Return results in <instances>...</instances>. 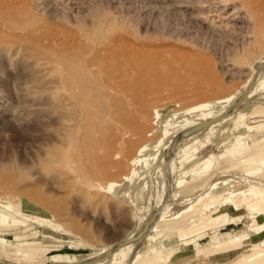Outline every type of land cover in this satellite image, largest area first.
<instances>
[{
  "label": "rangeland",
  "instance_id": "374dc122",
  "mask_svg": "<svg viewBox=\"0 0 264 264\" xmlns=\"http://www.w3.org/2000/svg\"><path fill=\"white\" fill-rule=\"evenodd\" d=\"M21 1L0 0V264H128L138 249L159 245L150 258L177 251L179 231L201 251L264 226L249 212L193 234L185 219L176 223L201 192L264 186L262 167L200 178L191 164L221 150L223 133L245 130L257 140L248 123L264 111V0L258 10L257 0H26L29 10ZM92 126L107 130L84 137ZM249 140L233 155L264 152V140ZM83 150L99 153L77 172ZM87 172L100 177L89 184ZM185 261L217 264L202 253L174 264Z\"/></svg>",
  "mask_w": 264,
  "mask_h": 264
},
{
  "label": "bare ground",
  "instance_id": "6f19581e",
  "mask_svg": "<svg viewBox=\"0 0 264 264\" xmlns=\"http://www.w3.org/2000/svg\"><path fill=\"white\" fill-rule=\"evenodd\" d=\"M24 2L26 1V0H23ZM23 1H21V2H23ZM235 1V0H234ZM247 1V0H246ZM246 1L244 2V3H246ZM249 1V0H248ZM253 1V0H252ZM258 2H256L257 3V6L255 5V7H257V9L256 10H258V7H259V5H258V3L260 2L261 3V0L259 1V0H257ZM20 2V3H21ZM28 2V1H27ZM236 2H238L237 0H236ZM254 2V1H253ZM29 3V2H28ZM240 3V2H239ZM243 3V2H242ZM248 3V2H247ZM251 4H252V2H250ZM249 3V4H250ZM256 3H254V4H256ZM8 4H10V3H8ZM12 4V3H11ZM249 4H247V5H245L246 6V9L248 8V7H250L249 6ZM250 4V5H251ZM26 7H27V9H28V7L29 6H27V4H26V2H25V4H24ZM1 6V5H0ZM5 6H6V8L7 9H9L10 8V5L9 6H7L6 5V2H5ZM12 6V5H11ZM24 6V7H25ZM236 6V5H235ZM9 7V8H8ZM25 7V8H26ZM254 7V6H253ZM252 7V8H253ZM255 7H254V9H255ZM262 7V6H261ZM13 8V7H12ZM15 8V7H14ZM252 8H250V10H252ZM6 9V10H7ZM27 9H26V11H27ZM36 9V8H35ZM246 9H244L245 10V12H247L248 10H246ZM249 9V8H248ZM259 9H260V7H259ZM14 10V9H13ZM13 10L11 9V11L13 12ZM29 10V9H28ZM33 10V9H32ZM43 10V9H42ZM41 10V11H42ZM3 11H4V9H3ZM15 11V10H14ZM255 10H253L252 12H254ZM6 12V11H5ZM4 12V13H5ZM7 12H10V10L8 11L7 10ZM262 12V11H261ZM35 13H37V11L35 12ZM250 13H251V11H250ZM0 14H1V12H0ZM256 14V13H255ZM257 15V14H256ZM1 18V17H0ZM36 18V17H35ZM38 18V17H37ZM3 19H5V17H3ZM2 19H0V21H1ZM39 20H41V18L39 19ZM45 22V21H44ZM38 23V22H37ZM41 23V22H40ZM264 23V22H263ZM1 24H3V23H1ZM42 24V23H41ZM43 25V24H42ZM6 26V25H5ZM37 26V25H36ZM38 26L40 27L41 25L40 24H38ZM2 27H4V24H3V26ZM44 26H42L41 27V29L39 28V31H41V30H43L42 28H43ZM36 28H38V27H36ZM35 28V29H36ZM2 29V28H1ZM4 29V28H3ZM0 30V35L2 34V32H4V30ZM6 29V28H5ZM38 30V29H37ZM37 30H36V33H37ZM44 30H47V29H44ZM2 31V32H1ZM38 31V33L40 34V32ZM6 32V31H5ZM50 32V31H49ZM32 35H31V34ZM29 34H28V36H29V38H32V37H35V36H33L34 34L33 33H35V32H30ZM36 33H35V35H36ZM38 33H37V35H38ZM5 34V33H4ZM13 34V33H12ZM11 34V35H12ZM23 34V33H22ZM22 34H21V36H19L20 38L22 37ZM41 34H43V33H41ZM54 34V33H53ZM9 35V34H8ZM11 35H9L8 37L10 38V36ZM17 35V34H16ZM19 35V34H18ZM50 35V34H49ZM47 36V37H50L51 35H52V33H51V35L50 36ZM54 35H56V34H54ZM54 35H52L53 37H54ZM3 36H5V37H7L6 35H3ZM28 36L26 37V36H24V37H26V38H28ZM31 36V37H30ZM43 36V38L45 37L46 38V34H44V35H42ZM57 36H58V34H57ZM56 36V37H57ZM64 35H62V36H60V37H63ZM4 37V38H5ZM13 37H14V39H16V36L15 35H13ZM24 37H22L23 39H24ZM41 39H42V37H41V35L39 36ZM60 37H59V40H60ZM3 38V39H4ZM12 38V37H11ZM21 38V39H22ZM36 38V37H35ZM35 38H32V39H34L35 40ZM38 38V37H37ZM13 39V38H12ZM32 39H31V41H32ZM40 39V40H41ZM53 38H51L50 39V41L52 40ZM64 39L66 40V37H64ZM17 40H18V36H17ZM58 39H56L55 40V42L57 41ZM58 40V41H59ZM92 40V39H91ZM19 41V40H18ZM29 41V40H28ZM39 41V40H38ZM44 41V40H43ZM43 41L42 42H40V43H43ZM27 41H25V43H26ZM34 42H36L37 43V40L36 41H34ZM46 42V41H45ZM49 42V41H48ZM53 42V41H52ZM60 43L59 44H61V41H59ZM66 43H67V41H65ZM91 42V41H90ZM21 43V42H20ZM27 43H29V42H27ZM26 43V44H27ZM32 43V42H31ZM39 43V44H40ZM1 44H3V46H4V43H1ZM0 44V45H1ZM9 44H11V43H9ZM8 44V45H9ZM23 44V43H22ZM35 44V43H34ZM47 44H49V43H47ZM47 44H45V45H47ZM57 44V43H56ZM6 45V44H5ZM43 45V44H42ZM44 45V46H45ZM53 46H55V44H54V42H53V44H52ZM90 45L91 46H93L92 45V43H90ZM107 45V44H106ZM111 45V44H110ZM110 45L107 47V48H109L110 47ZM10 46V45H9ZM15 46V45H14ZM31 46H33V45H31ZM36 46V47H35ZM34 47L35 48H37V44L35 45ZM44 46H38L39 47V49L38 50H40L41 49V51L40 52H42L43 50H45L46 48H44ZM52 46V47H53ZM57 47L59 46L60 47V45H56ZM55 46V47H56ZM103 46V45H102ZM40 47H43V50H42V48H40ZM47 48L48 47H50V46H46ZM51 47V48H52ZM56 47V48H57ZM61 47H62V44H61ZM60 47V48H61ZM25 48V47H24ZM97 48H99V47H97ZM113 48L116 50V48H115V46H113ZM113 48H111V49H113ZM55 49V48H54ZM63 49V48H62ZM62 49H61V52H63L62 51ZM90 49V48H89ZM100 49V48H99ZM27 50V49H26ZM31 51L33 50V49H30ZM49 50V49H48ZM75 50H77V49H75ZM98 50V49H97ZM114 50V51H115ZM120 50V49H119ZM118 49H117V53H119L120 51H119ZM30 51V52H31ZM51 51H53L52 49H51ZM57 51H59V50H57ZM78 51H80V50H78ZM82 51V50H81ZM87 51V50H86ZM108 51V50H107ZM111 51V50H110ZM110 51H109V53H110ZM113 51V50H112ZM122 51V50H121ZM27 52V51H26ZM33 52V51H32ZM39 52V53H40ZM45 52V51H44ZM46 52H47V50H46ZM88 52H90V53H92L91 51H88ZM100 52H105L104 50L103 51H100ZM123 52H124V50H123ZM122 52V53H123ZM28 53V52H27ZM53 53V52H52ZM54 53H55V50H54ZM58 53V52H57ZM86 53V52H85ZM113 52H111V54L110 55H116V52L115 53H113ZM125 53V52H124ZM34 54V53H33ZM37 54H38V52H37ZM50 54V53H49ZM72 54H74V53H72ZM87 54H89V53H87ZM96 54V53H95ZM22 55V54H21ZM86 55V54H85ZM93 55H94V53H93ZM101 55L103 56V55H106V54H100V57H101ZM120 55H121V52H120ZM38 56H40V55H38ZM37 56V57H38ZM65 55H63L62 57H64ZM119 56V55H118ZM35 57V56H34ZM72 57H74L73 55H72ZM93 57V56H92ZM108 57V56H107ZM131 57V56H130ZM36 58V57H35ZM55 58V57H54ZM109 58V57H108ZM118 58V61L120 60V63H121V60L123 59V54H122V56H120V57H117ZM119 58H122V59H119ZM125 58V57H124ZM37 59H39V57L37 58ZM41 59V58H40ZM45 59V58H44ZM60 59V58H59ZM58 59V60H59ZM85 59H88V58H85ZM95 59V58H94ZM93 59V60H94ZM104 59V56H103V58L101 57V59L100 60H103ZM26 60H27V58H26ZM46 60V59H45ZM89 60H92V59H89ZM92 60V61H93ZM111 60H113V61H111ZM111 60H109V65H110V61L112 62V63H114L115 61H114V59H111ZM42 61V60H41ZM98 61V60H97ZM124 62H125V60H123ZM123 61H122V63H123ZM130 61V60H129ZM84 62V61H83ZM104 62V61H103ZM131 62V61H130ZM90 63H91V61H90ZM108 63H107V67L109 66L108 65ZM116 63V62H115ZM114 63V68H116V69H114V70H117V67H116V64ZM120 63H118V66H119V64ZM121 63V64H122ZM88 64H89V62H88ZM88 64H87V66H88ZM120 64V66H119V68L122 66H124V63H123V65H121ZM125 64H126V62H125ZM129 64V63H128ZM127 64V65H128ZM89 65H91V64H89ZM100 65H102L101 63H100ZM113 65V64H112ZM127 65H125V66H127ZM153 65V64H152ZM93 66V65H92ZM103 66H105V67H103V68H106V65H105V63H104V65ZM111 66V65H110ZM109 66V68H113V67H110ZM137 66V65H136ZM96 67H97V62H96ZM131 67V66H130ZM134 67V66H133ZM97 68H100V67H97ZM108 68V69H109ZM118 68V69H119ZM136 68V67H135ZM87 69V68H86ZM85 69V70H86ZM121 69H123V68H121ZM124 69L126 70V68L124 67ZM134 69V68H133ZM133 69H131L130 68V70H132L133 71ZM137 69V68H136ZM140 68H138V70H139ZM100 70H102V69H99L98 70V72H101L102 74H103V71L104 70H102V71H100ZM110 70V69H109ZM109 70H107V71H109ZM141 70V69H140ZM111 71V70H110ZM112 71H113V69H112ZM143 71V70H142ZM34 72V71H33ZM91 72V71H90ZM96 72V71H95ZM119 72H122V71H119ZM124 72V74H126L127 75V73H125V71H123ZM130 72V71H129ZM101 73H100V75H101ZM116 73V72H115ZM132 73V72H131ZM106 74V71H105V73L103 74V75H105ZM108 74V73H107ZM122 74V73H121ZM123 74V75H124ZM99 75V76H100ZM102 75V76H103ZM109 75V74H108ZM111 75H112V73H111ZM111 75H109V78H110V76ZM107 75H105V77H106ZM118 76V75H117ZM111 78H112V83H111V81H110V83L111 84H113L114 82H115V75H113V77L111 76ZM114 78V79H113ZM102 79V78H101ZM123 79V78H122ZM124 79H127V77H125ZM84 80V79H83ZM104 80V79H103ZM119 80H121V79H119ZM119 80H118V82H119ZM131 80V79H130ZM129 80V81H130ZM105 81V80H104ZM107 81H108V78H107ZM114 81V82H113ZM117 81V80H116ZM124 81H126V80H124ZM123 80L121 81V82H124ZM128 81V80H127ZM103 84V83H102ZM114 85V84H113ZM129 86H130V84H129ZM131 87H133L134 88V84L132 85L131 84ZM130 87V88H131ZM114 88H115V86H114ZM117 89H118V86L116 87ZM112 90H114L115 91V89H112ZM132 90V89H131ZM130 89H129V91H131ZM117 91V90H116ZM71 92V91H70ZM90 92V91H89ZM92 92V91H91ZM102 92V91H101ZM109 92V91H108ZM93 93H95V90H94V92ZM92 93V94H93ZM100 93V92H99ZM131 93V92H130ZM109 94H111V96H109V97H112V93L110 92ZM118 94V93H117ZM121 94V93H120ZM88 95V94H87ZM86 96V95H85ZM121 96V95H120ZM119 96V97H120ZM87 97V96H86ZM113 97H116V96H113ZM118 97V96H117ZM119 97L117 98L118 100H119ZM121 98H122V96H121ZM124 99H125V97H123ZM132 98V97H131ZM110 98H108V100H109ZM81 100H83V99H81ZM120 100H122V99H120ZM130 100V99H129ZM263 100V99H262ZM116 101V100H115ZM125 101H127V100H125ZM131 101V100H130ZM117 102V101H116ZM111 103V102H110ZM107 104V103H106ZM123 104V103H122ZM128 104H130L128 101H127V105ZM112 105V104H111ZM119 105H121V104H119ZM124 105V104H123ZM79 106V105H78ZM106 106H108V105H106ZM133 106L134 105H132L131 104V106H129V107H132V108H130V110H131V112H132V109H133ZM136 106V105H135ZM81 108V107H80ZM107 108H111V107H106V109ZM113 108V107H112ZM111 108V109H112ZM118 108H119V106H118ZM121 108V107H120ZM122 108H124V109H126L125 107H122ZM128 109V108H127ZM115 110V109H114ZM119 110V109H118ZM63 112V111H62ZM90 113V112H89ZM111 113V112H110ZM109 113V114H110ZM118 113H120L119 111H118ZM138 113V112H137ZM65 114H66V112H65ZM93 114V113H92ZM113 115H114V113H112ZM115 114H116V112H115ZM121 114H122V109H121ZM120 114V115H121ZM113 115H111L110 117H111V119H112V116ZM119 114H118V116H119V118H118V120L119 119H122V117L120 116ZM252 115L254 116V117H252V118H250L249 119V123H248V129L249 130H252L253 132H254V136L255 137H257V140H255V141H250L249 140V138H248V134H247V131H243V132H239V133H229V134H227V133H223V134H221V142H223V148L221 149V150H219V151H217L215 154H213V155H209V156H205V157H198V156H193L192 157V165L193 166H195V169L196 170H198L199 172H200V178H204V177H208V178H210V177H213V176H215L216 174H218V173H226L227 171H232V170H235V169H237V168H239V167H242V169H243V171H251L252 169H255V168H257V167H262L263 168V170H264V163L262 162V158L264 157V152L263 153H261V154H257V150L258 149H256V148H253L252 150H250L249 152H247V153H243L242 151H240L237 155H233V153H232V150H241V146H240V144H241V142H246V141H248L249 140V142H248V145L250 146V145H254V144H256V142H258V141H260V140H264V135H261L260 133H259V129H262L263 127H264V111H261V110H257V111H254V112H252ZM95 116V115H94ZM108 117H109V115H107ZM121 117V118H120ZM114 119V118H113ZM123 119H125V117H123ZM210 119H212V118H210ZM209 119V120H210ZM117 119L116 120H113V121H118ZM251 121H253V122H251ZM97 122V121H96ZM113 123H115V122H113ZM86 125V124H85ZM113 126H115L114 124H113ZM113 126H112V128H113ZM93 127V126H92ZM116 127V126H115ZM119 127V126H118ZM118 127H116V128H118ZM85 128V127H84ZM100 128V127H99ZM99 128H97V127H93V129L92 130H90V129H88V132L87 133H85L84 134V137H86V136H92V135H98L99 133H100V131H102L101 132V136H102V133L104 132V130H107V129H102V130H100ZM106 128V127H105ZM111 127H109V129H110ZM114 131H115V129H113ZM117 130V129H116ZM113 131V132H114ZM118 131V130H117ZM242 131V130H241ZM71 132V131H70ZM82 132V131H81ZM110 132V131H109ZM116 132V131H115ZM112 133V130H111V132H110V134L112 135V134H116V133ZM72 133V132H71ZM75 133V132H74ZM76 134V133H75ZM110 134H108V135H110ZM104 135V134H103ZM107 135V134H106ZM105 135V136H106ZM76 136V135H75ZM99 136V135H98ZM108 137V136H107ZM78 138V137H77ZM105 138V137H104ZM69 139H72V140H74L75 138H74V136H72L71 138H69ZM83 139V138H82ZM115 139V138H114ZM114 139H112V137H111V139H109V140H114ZM108 139H106V141H107ZM76 141V140H75ZM80 141V140H79ZM78 141V142H79ZM82 141V140H81ZM102 140H99V141H97V143L98 142H100V144L102 143L101 142ZM83 142V141H82ZM89 142H91L90 140H89ZM95 143V142H94ZM75 144V143H74ZM77 144V143H76ZM79 144V143H78ZM82 144V143H81ZM81 144H79V147H80V145ZM96 144V143H95ZM115 144V143H114ZM97 145V144H96ZM105 146V145H104ZM106 146H108V145H106ZM114 146V145H113ZM83 147V149H84V146H82ZM78 148V147H77ZM99 148V147H98ZM80 149V148H79ZM100 149V148H99ZM113 149V148H112ZM101 150V149H100ZM84 151V150H83ZM102 151V150H101ZM106 151V150H105ZM110 151V150H109ZM71 152V151H70ZM73 153V152H72ZM80 153V152H79ZM99 153V151H88V150H85L83 153H82V157L81 158H79V165L77 166V168H75L76 169V171L77 172H79V171H83L84 170V168H86L87 166H89V164H92V161H93V159L94 158H96V154H98ZM111 153H112V151H111ZM104 154V153H103ZM106 154V153H105ZM75 157V156H74ZM95 160V159H94ZM71 161H75L76 162V159H72ZM97 161V160H96ZM98 162V161H97ZM95 164V163H94ZM56 167V166H55ZM61 167V166H60ZM63 172H65V171H63ZM91 172V171H90ZM68 174H69V172H68ZM73 175V174H72ZM75 175V174H74ZM99 175H100V173H99ZM102 175V174H101ZM260 175H263L264 176V172L262 173V174H260ZM259 175V176H260ZM82 176H84V179L85 180H87V183H89L90 184V178H93V179H96V178H98V177H100V176H98V175H96L95 174V177L91 174V173H89V172H87V173H84V174H82ZM81 175H79V176H77V178H80V177H82ZM70 178H72V177H70ZM74 178V177H73ZM83 178V177H82ZM75 179V178H74ZM217 182V181H216ZM249 186H250V188H248V190L247 189H245V190H243V191H239V192H236V193H227L226 195H223V196H214L211 192H207V193H203V192H201V194L200 195H198L197 197H196V201H195V203H194V205H192L191 206V208H190V212L187 214V215H182L180 218H178V219H176V223L178 224V222H179V219H181L182 220V218L183 219H185L186 220V230H187V234H193V233H195V232H197V231H199V230H202L203 228H206V227H210V226H212L213 225V227L212 228H214V226H215V228L216 229H223V228H226V227H228L229 226V222H231L232 220H235V219H243V217H244V215L246 214V213H254L255 215H257L256 217H263L264 216V186H262L261 184H258V183H249L248 184ZM212 187V188H211ZM215 187H216V185L213 183V182H211L210 183V185H209V187H208V191L210 190H212V191H215ZM204 194V195H203ZM251 198H254V201H250V199ZM209 200L213 203V205L214 206H211V204L209 203ZM248 216V215H247ZM237 221V220H236ZM253 222H257L258 220H252ZM200 222H202V224H199ZM232 223V222H231ZM245 224V223H244ZM240 224H238V226H239ZM248 225V224H247ZM250 225V224H249ZM184 228V227H183ZM185 229H183V230H185ZM185 230V231H186ZM213 231V230H212ZM177 233V232H176ZM226 238V237H225ZM190 239V238H189ZM213 239V238H212ZM193 239H190V240H186L185 239V237L182 235V233H181V231H179L178 232V238H177V251H172V252H168V251H165V250H163V251H161L159 254H157L154 258H150L149 257V255H148V253H149V251H155V250H157L158 249V247H159V245L158 246H156V248H154V249H151V250H149V251H140L139 249H138V251L136 252V254H135V256H133V260H131L128 264H165V262H167L168 260H170V261H172L173 262V264H174V261H178V260H183V259H185V258H187L189 255H196V254H200V253H202V254H204V256L207 258V259H210V260H212V261H215L217 264H264V226L263 227H261V228H255V227H250V226H247V232L246 233H242V234H240V235H238V236H236V237H234L233 239H230V240H227V239H220V240H218V241H216V242H205V244L204 245H206L203 249H201V251H197V249H196V246L194 245V243H193ZM249 243H251V245L249 246ZM143 250H144V248H143ZM191 260L190 259H188L187 260V262L188 263H191L190 262ZM186 261L184 262V263H182V264H188ZM197 264V263H196ZM198 264H202V263H198Z\"/></svg>",
  "mask_w": 264,
  "mask_h": 264
}]
</instances>
